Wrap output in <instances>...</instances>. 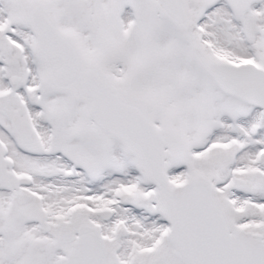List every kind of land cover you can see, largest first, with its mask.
Masks as SVG:
<instances>
[{"label": "snow or ice", "instance_id": "1", "mask_svg": "<svg viewBox=\"0 0 264 264\" xmlns=\"http://www.w3.org/2000/svg\"><path fill=\"white\" fill-rule=\"evenodd\" d=\"M0 264H264V0H0Z\"/></svg>", "mask_w": 264, "mask_h": 264}]
</instances>
